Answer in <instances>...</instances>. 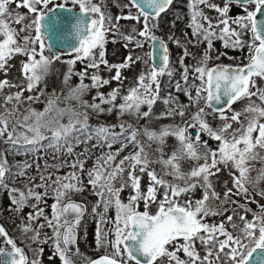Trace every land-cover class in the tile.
<instances>
[{
  "label": "snow or ice",
  "instance_id": "1",
  "mask_svg": "<svg viewBox=\"0 0 264 264\" xmlns=\"http://www.w3.org/2000/svg\"><path fill=\"white\" fill-rule=\"evenodd\" d=\"M70 2L73 7L67 6L69 0H0V71L6 73V65L16 55L27 58L21 67L26 87L15 94L6 95L4 104L0 105V138L6 134L7 142L13 146L32 145L29 150L33 152L39 151L40 148H51L57 154L75 155L71 162L65 160L52 166L59 171L67 165L71 170L64 175L41 173V183L35 184V178L29 177L24 190L15 187L9 189L11 203L16 212L28 206L29 200L36 201L31 205L34 212L28 214V223L21 225L22 233L32 232L30 239L37 242L40 241L38 229L46 225L52 230L53 236L45 237L42 242L46 243L48 239H52L54 255L59 256L62 264H73L69 253L80 255L79 249L71 246L76 244V228L86 211V206L73 201L71 194L85 190L81 176L83 173L86 174L93 194L99 198L93 212L96 213L97 208L101 206L103 208V213H96L100 223H106L104 214L109 208H115V219L112 221L114 227L109 229L114 239H107L108 232L102 235L99 226L96 232L97 248L110 244L113 252L95 260L85 258L86 264H128L129 261H134L135 264H156L158 260L163 262L165 258L167 264H214V261L219 264L222 256L223 264H250L252 261L255 264H264V205L258 204L259 211L255 212L241 205L245 212V215H239L242 226L234 222L233 216L237 215L235 212L227 216L226 222H205L209 216L224 215L227 211L224 205L235 203L230 200L233 189L236 190V195H243L248 200L251 186L257 195L264 198V188H259L264 182V167L255 169L252 163L259 161L264 164V122H261L264 120V88L258 87L256 82L257 78L264 81V19L258 18L264 16V0H225L223 7L210 3L209 0H189L188 27L195 39L182 44L179 39L169 37L178 47L183 48L179 63L182 66L181 79L185 86L182 87L180 81H177L175 89L177 92H184L189 103L182 104L178 97L169 94L163 98V103L170 107L156 117L161 119L178 116L182 123L164 125L158 130L147 123L143 127L120 123L118 133L112 130L115 125L93 128L89 124V110L96 113L116 111L120 116L127 114L136 120H150L153 117V105L160 99L158 77L166 74L171 78L175 69L169 67L167 43L153 32L158 23H150V20L158 21L173 0H129V4L124 7H135L136 14L129 10L127 15H117L115 19L111 13L103 10V0ZM12 3L16 4L17 9L25 8L27 12L11 10ZM231 3L241 5L246 14L230 18L228 5ZM201 5L218 13L215 23L213 18L205 14ZM248 5H255L254 10L249 11ZM73 8H76L75 14ZM141 18V30L137 31L133 27L128 34L120 31L121 19L139 23ZM231 24H235L239 31L231 27ZM221 25L223 27H220ZM249 32L250 39L242 40V35ZM109 33L114 38L124 40L125 47L128 43H134L136 48H143L144 43L150 42L152 50L145 55L152 63L147 72L139 74L135 84L127 89L126 94H121L120 87L112 89L107 95L97 91L92 102H89L84 96L91 89H99L110 81L103 79L97 71L88 77L90 84L84 83L85 77L88 76L87 69L98 70L101 64L109 71L116 69L112 79L119 82L122 80L121 69L128 68L136 61L148 64V60L143 56H137L133 60L131 55L124 63L109 64L105 59V45L108 43ZM61 36L64 42L70 45L71 52L75 53L73 59L64 61L68 69L63 83L67 86L73 74L79 76L80 82L76 86H69L66 95L61 96L56 92L48 95L43 111L27 108L21 112L18 105L22 102L23 91L32 92L36 89L52 70V65L61 59L60 51L51 57L45 55L46 50L52 51L54 47L53 37ZM69 36L71 40L68 39ZM137 36L143 40L137 39ZM214 39L223 41L226 48L242 50L247 47V63L209 67V52ZM204 41L207 42V48L196 63L191 66L184 64V59L192 56L186 45ZM112 42L115 43L116 40L113 39ZM157 48L161 51L159 64L156 62ZM85 60L88 61L85 70L73 73L76 62ZM189 72L192 73L191 84L188 83ZM5 87L20 86L11 84L7 79L0 80V93ZM40 95H44L43 91ZM118 97L121 101L119 104L116 103ZM252 97H256L260 103H256ZM38 99V96L27 97L29 101ZM245 99L248 101L247 105L242 111L233 110L230 117L225 115L224 107H217L226 105L227 109L231 110L234 103ZM13 101L16 103L8 108L6 105ZM201 101L204 106H201ZM61 103L65 104V107H60ZM104 105L108 107L104 108ZM143 106H147L146 111H141ZM189 108L195 110L188 112ZM205 108L219 113L218 118L222 121L219 127L213 128L207 122ZM242 115L246 117V122L241 121ZM64 117H67L66 123L62 122ZM233 123L239 127L233 128ZM197 128L199 133L217 141V148L208 147V140L202 141L200 134L193 138L188 130ZM45 131L51 132V135H45ZM170 136L176 139L177 146L165 158L164 148ZM93 139L97 141L92 145L93 148L106 145L109 151L96 157L93 166L85 173V163L90 158L87 145ZM44 141L48 143L45 145ZM117 143L120 147L111 151ZM80 144L86 146L84 151L75 153V148ZM129 144L133 145L134 150L117 160ZM153 144L157 145L155 150L152 148ZM201 148H204L203 152L200 151ZM183 160L193 162L188 171L181 168ZM201 160L203 163H200ZM156 164L161 166L159 172L152 167ZM220 165L230 169L229 175L233 183V188L226 189L223 200L211 181V177L222 170ZM16 167L18 171L12 173L7 159L0 157V187L9 188L5 182L6 175L25 176V169L31 165L25 162L23 166L18 164ZM48 167L45 164V169ZM254 170L257 174L253 177L251 173ZM137 171L141 174L147 173L149 177L146 191L141 190V177L136 174ZM169 176L172 177L171 180L166 178ZM117 180L120 181L119 187H116ZM126 187L132 189V194L125 203L120 199V193ZM197 187L202 189L200 199L180 201L181 196L191 194ZM37 188L44 191L38 192L35 190ZM160 189L163 191L158 199ZM49 194L54 199L51 218L45 216L44 210L38 206ZM141 201L144 203V211H139ZM251 202L258 203L254 198ZM152 204L157 206L154 213L149 211ZM249 212L252 213L251 220L246 215ZM41 217L45 223L34 229L32 222ZM226 223L236 234L228 230ZM0 237L6 238L5 243L11 247L10 251L0 247V264H40L39 259L29 262L24 250L17 246L14 239L8 237L2 225ZM196 241L205 248L203 257L196 249ZM42 252L43 249L40 248L38 253ZM180 252L184 253L186 259L180 257Z\"/></svg>",
  "mask_w": 264,
  "mask_h": 264
},
{
  "label": "rangeland",
  "instance_id": "2",
  "mask_svg": "<svg viewBox=\"0 0 264 264\" xmlns=\"http://www.w3.org/2000/svg\"><path fill=\"white\" fill-rule=\"evenodd\" d=\"M209 2L217 4L220 7H223L225 4L224 0H209ZM126 4H129L128 0H103V10L111 13V15L113 16V19H115V17L117 15H127L129 13V10L131 11L132 14H136L137 9L135 7H131L130 9L127 7H124V5H126ZM188 4H189V0H173V3L167 9V11L170 9L169 12L172 9H174L173 15L175 16L176 19L179 17L182 18L180 20V23L184 25L185 30H183L182 34L179 36L175 34L178 37V39L181 41L182 44H185L187 42V40H194L195 39L192 35V30L188 27V24L190 22V9L188 7ZM67 6L73 7L71 5L70 0H69V4ZM200 7L203 9V11L205 12L206 15L213 18V22L215 23V18L218 16V13H216L213 9L207 8L204 5H201ZM228 7H229L228 16L230 18H236V17L243 15L242 13H238L235 11H234V14H232L231 9H233V6L229 4ZM10 9L14 10V11H19L21 13L27 12V9H25V8L17 9L15 3H12L10 5ZM73 9H76V8H73ZM167 11H165L164 13H166ZM119 23H120V31L125 33V34H128V33H131V30L133 27H135L137 29V31L142 29L143 18H141V21L139 23H137L135 20H126V19H121ZM150 23H158V27L154 28L153 32L157 37L163 39L167 43L168 49H171L172 54L169 55V60H170L169 67L174 68L178 64L179 53H181L180 56L183 55V48L178 47L172 40H170L169 38H165L162 35L163 29L162 28L160 29V27H159V18H158V21H151L150 20ZM230 23H231V21H230ZM13 26L17 27V28L19 27L18 25H13ZM205 26H207V25H205ZM220 27H223V25H221ZM231 27L237 28V26L235 24H231ZM165 29H166V31L168 30V28H165ZM165 29H164V31H165ZM237 30L239 31L238 28H237ZM217 31H219V29H217ZM175 35H173L172 37L177 39ZM136 38L143 40L142 37L137 36ZM107 39H108V43L105 45V59L108 61L109 64L124 63L126 58L129 55H131L133 57V60H135L137 56H143L145 60H148V64H145L143 61H136L135 63H131L128 68L121 69L120 71H121L122 80L119 82L112 79V77L115 75L116 69H112L111 71H109L108 68L103 64L100 65V68L98 70L97 69H91V68L87 69L88 76L85 77L84 83L90 84L91 80L88 77L93 72H97V71H98V74L103 79H108L110 81L109 84L104 85V86L100 87L99 89H95V88L91 89L84 96V99L88 100L89 102H92V98L95 96L97 91L102 92L105 95H107L112 89L120 87L121 94H126L127 89L135 84L139 74L141 72H147L149 70V66L152 63L151 60L148 58V56L145 55L146 53L150 52V42L144 43L143 48H136L134 43H128V46L125 47L126 42L124 40L120 39L119 37L114 38L111 33L108 34ZM113 39L116 40L115 43L112 42ZM241 39H242V37H241ZM212 45L213 46H212V49L210 50L209 54L217 53L218 51H221L222 49H229V47H227V48L224 47L223 41H221L220 39H214L212 41ZM186 46L188 48V51L190 53H192V56L187 57V61L186 60L185 61L187 62V65L191 66V65H194L196 63V61L200 58V56L202 55L204 50L207 48V42L204 41L202 43L195 44V45L194 44H187ZM230 48H232V47H230ZM59 51L61 52V59L58 61V63L60 65H63V67L57 68V70L54 72L50 71L49 74L45 77V79L32 92L23 91V96L21 97L22 102L20 105H18L21 112H23L27 108H32V109H35L37 111H43L44 110V108L46 106V100L45 101L43 100V102L40 100L41 99L40 93H41V90L44 89V88H42V86L44 85L45 81H46L45 85L51 84L50 85L51 87L50 86L49 87H50V90L52 93L55 90V92L57 94H60L61 96L67 94V90H68L69 86H76L80 82L79 76L73 74L71 76L70 80L68 81L67 86L63 83V77H64V75L68 69V65L64 61H67L69 59H73L75 56V53H72L71 50L70 51L59 50ZM229 51H231L230 52L231 55L235 54L238 56V58L241 57V55L243 56L246 54V52L243 49L241 50V49L232 48ZM55 54L56 53H54L53 51H47V50L45 51V55L50 56V57L55 55ZM37 58H39V57H37ZM26 59L27 58L24 56L16 55L8 62V65H6V73H5V71H0V80L7 79L11 84L20 86V87H11V88L5 87L3 92L0 93V105L4 104V97L6 95L15 94L18 91H22L26 87V81L24 80V77H23L22 71H21L22 62L25 61ZM87 63H88L87 60H85L83 62L77 61L76 64L73 66V73H78V72L84 71ZM60 75H63L61 81L59 79ZM165 75H163V76H165ZM163 76L158 77L159 82ZM189 77L192 79V73L191 72H189ZM153 87H155V85H153ZM258 87L264 88V86H258ZM252 90L255 91V89H252ZM30 95L31 96H38L39 99L34 100V101H29V100H27V97ZM252 100L256 101V103H258V104L260 103V101L257 100L256 97H252ZM120 102H121L120 98L118 97L116 103L119 104ZM15 103L16 102L13 101L12 103L7 104L6 106L8 108H11L12 105ZM188 103L189 102H187V104ZM247 103H248V101L246 99L237 101L236 103H234L232 105L231 110H228L227 108L225 109V115L230 117L233 114V110L234 111H242V109L247 105ZM154 106H155L154 111L158 112L160 106L156 105V104H154ZM202 106H204V104ZM60 107H65V104L61 103ZM103 107L107 108L108 105H104ZM167 107H170V105H168ZM146 110H147V106H143L141 109V111H146ZM0 111H2V108H0ZM205 112L207 114L205 118H206L207 122L213 128H217L221 125L222 121L218 118L219 113H214L211 108H205ZM154 114H156V113H154ZM90 118L98 119V120L102 121L103 124H106V126L115 125V127L112 129L115 132H120V128H119L120 123H132V124L137 125L139 127H143L148 121L146 119L136 120L134 117L127 115V114L124 116H120L116 111H113L111 113H108V112L96 113V112L89 110V119ZM105 118H108V120H110V121L106 120ZM111 118H113V119H111ZM240 119H241V121L246 122L245 116L242 115L240 117ZM113 120L114 121L116 120V122H114V124H109V122H111ZM62 122L66 123L67 117H64V120ZM261 122H264V120H262ZM181 123L182 122L175 123V124H181ZM148 124L150 125V127L157 129V130L161 126L165 125V124H162V123L156 121L154 116L149 120ZM237 127H239V125L236 123H233V128H237ZM9 130H11V124L9 126ZM18 130H23V129H18ZM191 130L192 129L188 130L189 133H191ZM197 134L201 135L202 141L208 140V147L212 148V143H210V141L212 140L211 138H209L204 133H199V128H197ZM29 135H31V133H29ZM45 135L50 136L51 132L45 131ZM192 136L194 138L195 135H192ZM212 141H215V140H212ZM96 143H97V141L95 139H93L91 146L87 145V147L90 149V152L88 153L90 158L85 163V173L88 169H90V165L94 162V159H95L94 156H95V154L98 153L97 151L103 150V147L102 148L101 147L93 148L92 145L96 144ZM0 144L3 145V147H0V157H5L7 159L8 166L11 168V172H13V170H12L13 164L15 165V163H12L13 160H14V162L17 161L16 165L19 164V165L23 166L25 162L31 165L30 168L25 169V172H26L25 176L13 177L10 175H6L5 182L9 181L10 186L8 185L9 186L8 189L0 187V224H2V226L5 228V230L9 234L8 237L12 238L16 241V244L18 247H20L18 245L20 239L28 240V241H30L29 243L34 244L35 242H33L30 239L31 236L33 235V233L32 232H28L27 234L22 233L21 225L28 223V221H27L28 214L30 212H34V209L31 207V205L36 203V201L35 200H29L28 206H25L22 211L16 212L14 210L15 206L12 205V203H11V198H10L11 193H10L9 189L15 187V188L24 190L25 185L28 184V182H29L28 181L29 177H34L35 179H34L33 183L39 184V183H41L40 178H39L41 173H44V174L55 173L56 175H64L65 173H67L71 170L67 165L60 168L59 171H57V169L55 167H52V166L53 165H59L65 160L71 162L75 158V155L68 156L65 154V156H57L53 149H50V151L46 154L47 158H45V159L40 158V154L37 152L31 153V154L28 153V154H20V155L18 154L17 155L16 152H14L15 147L7 142V135L6 134L3 138H0ZM176 146H177L176 139L174 137H171V136L168 137L165 148H164L165 158H167V156L171 154V152L175 149ZM85 147L86 146L84 144H80L75 148L74 152L80 153V152L84 151ZM156 147H157L156 144L152 145L153 150H155ZM6 148L9 150L10 154H12L11 156L8 155V151ZM133 150H134V148L132 146V148L129 152H132ZM200 151L203 152L204 148H201ZM14 154H15V156H14ZM262 155H264V153H262ZM54 157H57V158H54ZM192 163L193 162H191L189 160H183V161H181V167H183V168L189 167L190 168ZM200 163H203V161L201 160ZM252 163H253L255 169H260L261 167H264V164H262L259 161H254ZM45 164H47L49 166L47 169H45ZM37 165H39V167H37ZM136 174L138 176H140L143 181L149 180L147 173L141 174V173H139V171H137ZM255 174H257V172H255ZM81 176H82L83 181H87L86 174L82 173ZM53 179H55V175L53 176ZM124 179L125 180L127 179V171L124 173ZM262 184H264V182H262L261 185ZM226 185H227V182H226L225 177L221 176V177H219V179H216L217 188H219V189L224 188V187H226ZM119 186H120V181L117 180L116 181V187H119ZM35 190L38 192L44 191V189H42V188H37ZM131 193H132V189L130 187H126L124 189V191L120 193V199L123 202H126L128 200L127 195L130 196ZM90 195H92V194L90 193ZM124 197H126V198H124ZM53 203H54V201L52 199V196H51V194H49V196L45 197L44 201L39 203V205H38L39 208H42L44 210V215L48 216L49 218H51V215H52L51 205ZM104 215H105V220L107 221L106 223H104V228H105V231L108 232L107 237L109 238V240H112V239H114V236L109 232V229H112L114 227V225L112 224V221L115 219V209L113 211L109 210ZM43 223H45V221H44L43 217H41L39 220L32 222V227L34 229H36L39 224H43ZM206 223H208V222L206 221ZM9 226H11V227H9ZM241 226H242V224H241ZM38 230L41 234L43 232H45L46 237L50 238V236H53V232L46 225L44 228L38 229ZM10 231H12V232H10ZM88 237H89L88 240L91 239L92 233L90 235V232H88ZM47 241H48V243H50V239H48ZM0 247L11 248L9 245H7L5 243V241H0ZM43 249H44L45 255H43L42 259L45 261H42L41 264H50L51 258L49 256V249H50L49 245L47 244L46 246H44ZM110 250L113 251V248ZM221 258H223V256ZM128 264H131L130 261L128 262Z\"/></svg>",
  "mask_w": 264,
  "mask_h": 264
},
{
  "label": "flooded vegetation",
  "instance_id": "3",
  "mask_svg": "<svg viewBox=\"0 0 264 264\" xmlns=\"http://www.w3.org/2000/svg\"><path fill=\"white\" fill-rule=\"evenodd\" d=\"M230 5L233 6V9H231L232 14H234V11L238 12V13H242L243 15L246 14L241 5H237L236 3H231ZM254 8H255V5H248L249 11L254 10ZM250 35H251V33H250ZM150 49H151V44H150ZM245 49H247V47H245ZM169 55H170V51H169ZM192 130H194V129H192ZM192 130H191V134L196 135L197 129H195L196 134H193ZM210 143H212L213 149L217 148V146H218L217 141L211 140ZM152 167H155V169L159 172L161 166L159 164H156V165H153ZM220 167L222 170L216 176L211 177V181H212V184H213L215 191L219 194L220 199L223 200L224 193H225L226 189L233 188V183H232V179L229 175L230 169H225L223 165H220ZM181 168L183 171H188L190 169L189 167H184V168L181 167ZM255 172L256 171H252V173H251V175L253 177L256 176ZM221 176L226 178L227 185H226V187L219 189L216 186V179H219V177H221ZM166 178L169 180L172 179V177H170V176L166 177ZM83 182L85 185V190L81 193H72L71 194L72 200L81 202L86 206V211L83 214V216L80 220V223L76 228V248L79 249L80 255H74L72 253H69V255L71 256V258L73 260V264H86L85 258L95 259V258H98V257L103 256L105 254H111L113 252L110 250V249H112L110 244L107 247L101 246V247L97 248V244H96L97 227L99 226L102 229V235L104 232H106L105 228H104V223H100L99 216L96 214V213H103V208L101 206L100 208H97L96 213L93 212V208L96 205L99 198L93 194V190H92L91 186L88 185V182L87 181H83ZM6 183L10 186L9 181L8 182L6 181ZM148 184H149V180L143 181L141 179V190L146 191ZM259 188H264V184H262V185L260 184ZM162 191H163V189L159 190L158 199L160 198V192H162ZM235 191L236 190L233 189V194L230 196V200L234 201L235 203H230V204L224 205V207L227 209L225 214L224 215L209 216L205 219V222L207 221L209 224H219L221 221L226 222L227 216L232 215L233 212H235V213H237V215L233 216V220L235 223L241 225L242 222L239 220V215H245L244 208L240 207L241 205L252 209L254 212L259 211L258 204L264 205V198L257 195L256 190L252 189L251 186H249V199L248 200H246L243 195H236ZM90 193L92 195H90ZM127 196L129 197V195H127ZM201 197H202V189L197 187L191 194L183 195L179 199L181 202H183L184 200H188V199L197 200V199H200ZM124 198H126V197H124ZM252 198H254L255 201H257L258 203L251 202ZM53 201H54V199H53ZM217 203H219V201H217ZM156 207H157L156 204H152L149 208V211L154 213L156 211ZM114 209H115L114 207L109 208L110 211H113ZM139 211H144L143 201H141L139 203ZM246 215H247V218L249 220L252 219V213L251 212L247 213ZM0 225H2V224H0ZM226 227L228 228L229 231H232L234 234H236V232L227 223H226ZM10 232H12V231H10ZM88 232H90V235L92 233V238L89 240H88V238H89ZM45 237H46V233L43 232L40 235V241H37L34 244H31V243H29L30 241H28V240L20 239L18 245L20 246V248H22L24 250V254L28 258L29 262L32 259H39L40 264H41L42 261H45L42 259L43 255H45L43 248H44V246H46L48 244L49 248H50L49 249V256L51 257V263L50 264H62V261L60 260L59 256L54 255L53 240L50 239V243H48V241L46 243L42 242L45 239ZM50 237H52V236H50ZM107 239L109 240L108 237H107ZM221 239H223V237H221ZM5 240H6V238L0 237V241H5ZM180 242L182 243V241H180ZM4 248L6 250H9V251L11 250V248H6V247H4ZM40 248L43 249L42 254L38 253V250ZM196 249L202 257L205 255V248L200 244L199 241H196ZM179 255L182 259H186L183 252H180ZM254 255H256V254H254ZM223 259L224 258H221V261L219 262V264H223ZM130 263L135 264L134 261H130ZM156 264H167V260H166V258L163 260V262L158 260L156 262ZM214 264H217V262L214 261ZM250 264H255V262L252 261V262H250Z\"/></svg>",
  "mask_w": 264,
  "mask_h": 264
},
{
  "label": "trees",
  "instance_id": "4",
  "mask_svg": "<svg viewBox=\"0 0 264 264\" xmlns=\"http://www.w3.org/2000/svg\"><path fill=\"white\" fill-rule=\"evenodd\" d=\"M169 10L166 13H163L159 17V27H160V29L161 28L163 29L162 35L165 38H169L170 36H173L175 34L179 36V35L182 34L183 30H185L184 25L180 23V20L182 18L179 17V18L176 19L175 16L173 15L174 14V9H172L170 12H169ZM165 28H168V30L166 31ZM164 29H165V31H164ZM250 36H251L250 32L249 33H245V34L242 35V40L248 41L250 39ZM176 38L178 39L177 36H176ZM231 49L232 48L229 47V49H222L221 51H218L217 53L209 54L211 56V59L208 62V66L211 67L212 65H215V64H224V65H233V66L243 65L247 61L246 57H247L248 50L245 49V47H244L243 50L246 52V54L243 55V56L241 55V57L238 58L237 55H235V54L231 55L230 54L231 51H229V50H231ZM169 51H170V54H172L171 49H169ZM180 55H181V53H179V59L181 57ZM217 56H219V59H217ZM185 60L187 61V58L184 59V64L187 65V62ZM62 67H63V65H60L58 63V61H56L52 65L51 72H54V71L57 70V68H62ZM173 69H175V71H174L173 76L171 78L168 75H165V76H163L161 78V80L159 82L160 83V90H159L160 99H158L155 104L159 105L160 108H159L158 112H155L154 111L155 106L153 105V112L156 113V114L153 113L154 114L153 116L155 117V119H156L157 116H159L162 112H164L168 108L167 107L168 105H165L163 103V98H166L169 94H171L173 97H178L179 102L182 103V104H187V102H189L188 98L184 94V92H182V91L181 92H177L176 89H175V83L177 81H180L182 87L185 86L183 80L181 79L182 66L179 63V60H178V64ZM62 77H63V75L59 76L60 81H61ZM192 82H193V80L189 77L188 83L191 84ZM256 82H257L258 86H264V81L260 80L259 78H257ZM196 83L198 84L199 81H196ZM45 84H46V81H45L44 85L42 86V88H44V89L41 90L44 93V95L40 96V98H41L40 100L42 102H43V100L44 101L46 100V97L48 95L52 94V92L50 90V87H51L50 85L51 84L50 85H45ZM53 92H55V90ZM193 95H195V91L194 90H193ZM203 104H204V102L201 101V106ZM194 110H195L194 108H189L187 111L188 112H192ZM105 119L108 120V118H105ZM111 119H113V118H111ZM108 121H110V120H108ZM156 121H158V122H160L162 124H165V125L182 122L181 118L178 117V116L177 117H168V118L156 119ZM114 122H116V120L115 121L113 120V121L109 122V124H114ZM148 123H149V120L147 121V124ZM89 124L93 128L99 127V126H106V124H103L102 121H100L98 119H93V118L89 119ZM43 143L46 145L48 142L44 141ZM91 144H92V141H89L88 146H91ZM132 146L133 145L129 144V146L127 148H125L123 152L120 153V155L117 157V160H119L123 156L127 155L129 153V151L131 150ZM0 147H3V145H1ZM14 147H15L14 152H16L17 155L18 154L20 155V154H28V153L31 154V153H34L33 151L29 150V149H31L33 147L32 145H26V146L16 145ZM119 147H120L119 143L114 144L112 149H111V151H115ZM50 149L51 148H40V150L36 151V152L40 154V158L45 159V158H47L46 154L50 151ZM7 151H8V155L11 156L12 154H10L8 149H7ZM107 151H109V149L105 145L103 147V150L97 151L98 153L95 154V156H94L95 159H96V157L100 156L102 153L107 152ZM56 155L57 156H65L64 153H60V154L56 153ZM14 156H15V154H14ZM81 159H83V157H81ZM95 159H94V161H95ZM16 162H14V160L12 161V163H15V165L13 164V166H12V170H13L12 173L18 171V169L16 167ZM93 164H94V162L90 165V168L93 166ZM9 227H11V226H9Z\"/></svg>",
  "mask_w": 264,
  "mask_h": 264
},
{
  "label": "water",
  "instance_id": "5",
  "mask_svg": "<svg viewBox=\"0 0 264 264\" xmlns=\"http://www.w3.org/2000/svg\"><path fill=\"white\" fill-rule=\"evenodd\" d=\"M170 7V6H169ZM76 13V9H73V14H75ZM258 18H260V19H264V16H259ZM68 39L69 40H71V36H69L68 37ZM53 43H54V47H53V49H52V51L54 52V53H56L57 51H59V50H61V51H70L71 50V48H70V45L68 44V43H65L64 42V40H63V37L61 36L60 38H57V37H53ZM152 49H150V51H151ZM160 55H161V51L157 48V51H156V57H157V59H156V62H157V64H159V57H160ZM151 62H152V60H151ZM247 63V62H246ZM215 65H218V64H215ZM224 65V64H223ZM214 66V65H213ZM217 107H224V108H226V105H218ZM192 133L193 134H196V130L194 129V130H192ZM74 201V200H73ZM75 202H78V201H75ZM78 203H81V202H78ZM83 204V203H82ZM85 213V212H84ZM71 247H73V248H76V244L75 245H73V246H71ZM259 251V250H258ZM101 257V256H100ZM99 258V257H98ZM95 259H97V258H95ZM95 259H93V260H95Z\"/></svg>",
  "mask_w": 264,
  "mask_h": 264
}]
</instances>
